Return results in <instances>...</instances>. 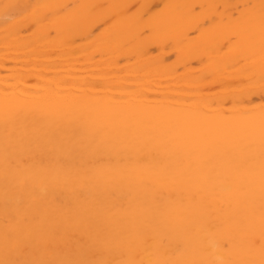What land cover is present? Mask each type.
Returning a JSON list of instances; mask_svg holds the SVG:
<instances>
[{"label":"bare ground","instance_id":"1","mask_svg":"<svg viewBox=\"0 0 264 264\" xmlns=\"http://www.w3.org/2000/svg\"><path fill=\"white\" fill-rule=\"evenodd\" d=\"M134 1L0 0V51L29 66L0 72V264H264V105L226 109L189 88L211 72L233 104L264 89V0H142L130 11ZM149 1L163 6L146 22ZM209 13L226 21L200 26ZM73 36L88 41L83 53H118L105 62L124 60L127 74L106 63L87 77L74 57L46 70L50 51L73 56ZM159 36L184 51L181 67L208 63L175 77H189L177 94L160 82L177 64L164 65L165 43L145 58ZM241 62L260 86L223 81Z\"/></svg>","mask_w":264,"mask_h":264},{"label":"rangeland","instance_id":"2","mask_svg":"<svg viewBox=\"0 0 264 264\" xmlns=\"http://www.w3.org/2000/svg\"><path fill=\"white\" fill-rule=\"evenodd\" d=\"M135 3H133V5L130 7V11H138V9H140L139 8V3L140 2H142V0H136V1H134ZM75 3V4H74ZM74 3H72V6H75L77 3L76 2H74ZM148 3H150V4H148ZM147 3V6H145V8H146V10L148 11H146L145 13L143 12V14H142V17H143V20L144 21H146L150 16L153 18V20L156 18V15L155 14H158L159 15V13H160V11H162V8H161V6H163L162 4V2L160 3V2H152V1H149ZM153 3H155V4H153ZM159 3V4H158ZM74 4V5H73ZM142 4V3H141ZM78 5V4H77ZM76 5V6H77ZM136 6V7H135ZM138 7V9H135V8H137ZM140 7H142V6H140ZM200 7H197L196 6V8H195V10L196 11H198V9H199ZM142 9V8H141ZM149 9V10H148ZM152 10V11H151ZM159 10V11H158ZM220 10H222V8H220ZM153 13V15L151 14V12ZM156 11H158L157 13H156ZM195 11V12H196ZM199 11H201V10H199ZM198 11V12H199ZM150 12V13H149ZM149 13V14H148ZM197 13V12H196ZM211 13V12H210ZM209 13V16H207V17H205V18H203V20H201V21H199V23L198 24H200V26H203V27H205V25H208L209 27H211L212 25H214L213 23H215V24H219V23H216V20L217 19H219V16L217 15V14H214V16H210V15H212V14H210ZM225 14H229V13H227V12H224ZM238 13H241V9L239 8V11H235L234 13H233V15H235V17L237 16V14ZM238 15H240V14H238ZM158 17V16H157ZM208 17H210V19L208 18ZM221 17V16H220ZM223 17V16H222ZM220 18V20H221V22L220 23H223V21L225 20L226 21V18L224 17V18ZM151 18V19H152ZM207 18V19H206ZM215 18V19H214ZM237 18H238V16H237ZM206 19V20H205ZM188 20H191L190 22H188ZM215 20V21H214ZM111 20H109V22H110ZM193 20L191 19V18H187V22L188 23H191ZM212 21H214L211 25H210V23L212 22ZM218 22H219V20H217ZM147 22V21H146ZM195 22L193 21L192 22V24H194ZM224 24V23H223ZM202 27V28H203ZM106 28V26L104 25V24H101V23H99V24H97V26H96V28L94 29V35H100L102 32H103V30ZM29 31H28V30ZM34 28L31 26V27H29V26H27L26 28H23V30H22V36L23 37H25V38H27V39H29L30 38V36H32L33 35V32H34V30H33ZM206 29H207V26H206ZM146 32H150L149 31V28L147 27V29H144V35L146 34H148V33H146ZM151 33V32H150ZM165 34H168V33H165ZM200 34H201V32H200V30L197 32V31H191L190 33H189V39H194V38H198L199 36H200ZM25 35V36H24ZM26 35H27V37H26ZM145 35V36H146ZM149 35V34H148ZM163 36H164V34H163ZM196 36V37H195ZM234 36V35H233ZM233 36H230V39H234V37ZM29 37V38H28ZM74 38V39H73ZM73 40L75 41V42H73L72 43V46H71V50H73L74 49V52L75 53H73V51H72V55L73 56H68V55H66L65 54V56H66V59L65 60H62L61 61V58H60V61H55V60H57L58 58H59V56H57L58 54H57V52H55L54 51V53H53V51H50V54L46 57V59H48L49 61L50 60H52V61H50V67H46V70L48 69V71L50 70V69H55V65L57 64V65H59V66H63V68L64 67H66V66H64L66 63V61L68 60V58L70 59V58H72V57H74L73 58V62H72V59L71 60H69V61H67V62H69V63H71V64H73L74 65V67H77L78 68V66H80L82 69H80V68H78L79 70H81L82 72H83V74L85 75V76H87V77H89L88 75H91V76H94V77H96V75H97V73L99 74L100 72V70H102V68L104 69L105 67L107 68V67H110L109 66V64L107 63L108 61H110L109 59H110V57H112V59H114L117 55H118V53H113L111 56L110 55H105V54H102L101 52H97L98 51V49H99V47H100V45L98 46V44H95L88 52H86V53H83V49H85L84 47L85 46H80L79 47V50H80V52H79V50H78V48H77V46H79L80 44H83V45H87L88 46V41L86 40V39H84V38H82V37H79V36H77V37H74L73 36ZM224 39H222V45L223 44H225V45H223V46H221V47H223V48H221L222 49V53H225L226 51H228V46H229V44L228 43H230V41H232V40H230V41H228V39L226 38V37H223ZM83 39V42L81 41ZM162 37H160L159 36V38H158V40H157V38L156 39H154V42H153V44H152V46L147 50V51H149V52H146L147 54H145V58L147 59H156V58H153V57H157V56H159L160 55V51H159V48L161 47V44H163V43H165V44H167V45H165L164 44V49H165V47H166V52H165V56H164V61H163V63H164V65H167V66H169V67H172L175 63H177V64H179L177 61H178V59L176 60V58H177V56L178 57H183V56H185V53H184V51H182V50H178V49H180L181 47H176L173 43H172V41L171 40H169L168 38L166 39V40H163V43H162ZM79 42H78V41ZM157 40V41H156ZM160 40V41H159ZM225 40H226V43H225ZM77 41V42H76ZM170 41V42H169ZM85 43V44H84ZM103 42H101V44H102ZM152 43V42H151ZM160 43V44H159ZM228 44V45H227ZM86 46V47H87ZM158 46V47H157ZM170 46V47H169ZM175 48H173V47ZM169 47V48H168ZM77 48V51H75V49ZM46 49V48H45ZM158 49V50H157ZM220 49V50H221ZM224 49V50H223ZM42 50H43V48H42ZM174 51V52H173ZM150 52H151V54H150ZM89 53H91L92 54V57H93V59H92V63H91V61H83V56L84 55H87V54H89ZM177 53V55H175ZM1 54L3 55L2 57H3V59H4V63H5V69L4 68H2L1 69V71L0 72H2L1 74H3L4 76L5 75H9L10 74V70H9V68H11V69H17V68H20V69H22L21 67H23L24 65V68L22 69V70H24V69H29V66H27V64H24V63H22L21 64V61H23V59L22 60H20V62H19V60H17L16 62H14V61H11L10 59H8V58H6V56H4V55H6V52L5 51H0V56H1ZM179 54V55H178ZM181 54H182V56H181ZM78 55V56H77ZM80 55V56H79ZM75 56H77V57H75ZM103 56V57H102ZM151 56V57H150ZM5 57V58H4ZM56 57H58V58H56ZM79 57V58H78ZM165 57H166V59H165ZM202 58L201 59H193V60H191V61H189L188 63H187V65L185 66V67H181L180 66V64L177 66V68L174 66V67H172V68H174L175 69V73H174V77L171 79V80H166V78L164 79H161V86L162 87H167V88H170L171 87V89H169L168 91H173V90H175V91H173L175 94H177L178 93V88H180L181 86H183V88L186 86V84L188 83L187 82V80H184V78L186 79V78H189V77H184L183 78V80L181 79V82H179L180 81V79L178 80L177 78H179V75H182V74H185L188 70H193V71H196L198 74L201 72V69L203 70L204 69V66H205V69H206V66H207V61L205 60V57L204 56H201ZM76 58H78V60L76 61L75 59ZM82 60H81V59ZM106 59H107V62H105L106 61ZM180 59V58H179ZM10 60V61H9ZM42 60V59H41ZM103 60V61H102ZM120 60H122V59H120ZM120 60H118L117 62H118V67H114L116 70V73L119 75V76H124L125 74H127V71L125 70V67H124V60H122V61H120ZM203 60V61H202ZM38 61L39 62H37L39 65H36V66H38V67H42V65H40L41 63V61H40V58H38ZM71 61V62H70ZM96 61L98 62V63H96ZM201 61H202V63H201ZM7 62V63H6ZM19 62V63H18ZM53 64H52V63ZM64 62V63H63ZM77 62V63H76ZM102 62V63H101ZM123 64H121V63ZM16 63H18L20 66L18 67V64H16ZM82 63H83V65H84V63L86 64V65H88L87 66V68H85V66L83 67V65H82ZM88 63H90V65L88 64ZM95 63V64H94ZM107 63V64H106ZM171 63V64H170ZM192 63V64H191ZM247 63V62H246ZM246 63H243V62H241V63H239V64H237V65H234L233 67H230V68H232V69H229V70H227V71H224L223 72V74H222V76L224 77V79H223V81L226 83L227 81L226 80H230V81H232L233 79H235V80H233V82L235 81V84H236V82H237V87L236 88H243V87H250V86H260V84L257 82V81H255V79H254V82H253V79H251L253 76H254V72H252L253 71V69L252 68H250V67H246ZM17 65V67L16 66H14V65ZM76 64H78V65H76ZM97 64V65H96ZM104 64H106L105 65V67L103 66ZM245 64V65H244ZM8 65V66H7ZM52 65H54V66H52ZM56 65V66H57ZM76 65V66H75ZM93 65H94V67H93ZM96 65V66H95ZM182 65V64H181ZM242 65H243V67H244V69L246 70V71H243L242 72V70H243V67H242ZM27 66V67H26ZM58 66V67H59ZM97 66H99V67H97ZM238 66V67H237ZM240 67H242V68H240ZM60 68V67H59ZM92 69V72H90V70ZM95 68V70H96V72H94L93 73V69ZM110 68H112V69H114L112 66L110 67ZM120 68H121V70H120ZM124 68V69H123ZM185 68H187V69H185ZM199 68H201V69H199ZM236 68V70H237V72L238 71H240L239 73H237V72H232V71H236V70H233V69H235ZM27 69V70H28ZM85 69H87V70H85ZM204 69V70H205ZM248 69V70H247ZM8 70V71H7ZM84 70V71H83ZM97 70H98V72H97ZM177 70V71H176ZM200 70V71H199ZM85 71H86V73H85ZM87 71H89V73H87ZM117 71H119V72H117ZM122 71V72H121ZM126 71V72H125ZM242 72V73H241ZM95 73H96V75H95ZM211 73V72H210ZM210 73H208V72H201V74H203V75H205V78H206V81L205 82H202V83H197V84H193V83H191L190 85H189V88H198V91H197V93L195 94V95H197V94H201V93H203V94H201L200 96H203L204 97V99H206V98H208L207 99V101L209 100V98H210V100L211 99H213L214 97H215V95L217 94L218 95V97H219V94L221 95V97H216V99H213V102L211 103V101L209 100L208 102L209 103H211L213 106H215L216 104H218V102H220L222 99H223V101H221L223 104H224V106H225V108L226 109H228V108H231V107H234L235 105L237 106V105H245L246 103V105L245 106H258L260 103H262V105H264L263 103H264V89L262 90V89H260V90H262V91H260V90H258V91H256V93H254L253 95H252V102H250V100H244V102L242 103H238V104H233V101H231V99L232 98H230V97H226L225 99L224 98H222L224 95H222V94H224V92L226 93V92H228L231 88H229L228 89V87H226V86H224V83L223 82H219V84H218V82L217 81H215V79H217L216 77H215V75L214 74H210ZM228 73V74H227ZM235 73V74H234ZM87 74V75H86ZM177 74V75H176ZM209 76H208V75ZM233 74V75H232ZM241 74V75H240ZM246 74L248 75V76H246ZM197 75V74H196ZM195 74H194V76H196ZM226 75H227V77H226ZM230 75H232V76H230ZM241 77H240V76ZM198 76V75H197ZM238 76V77H237ZM251 76V78H249L251 81H249V79H245V78H248V77H250ZM97 77H98V75H97ZM175 77H177L176 79L178 80H175ZM232 77V78H231ZM255 77V76H254ZM253 77V78H254ZM169 78V77H168ZM215 78V79H214ZM227 78V79H226ZM231 78V79H230ZM237 78L238 79H240L241 78V80L245 83V84H247V85H241V80H238L237 81ZM119 80V79H118ZM121 80V79H120ZM160 80V79H159ZM163 80V81H162ZM164 80H166V81H164ZM153 81V80H152ZM215 81V82H214ZM239 81H241V82H239ZM246 81L247 82H249V83H246ZM119 82H121V81H119ZM164 82H166V84L164 83ZM169 82H171V83H169ZM172 82H174L173 84H172ZM208 82H211L210 84L208 83ZM217 82V83H216ZM240 84H239V83ZM242 82V83H243ZM251 82V83H250ZM34 83V82H33ZM223 83V84H222ZM243 83V84H244ZM34 84H36V83H34ZM34 84H32V85H34ZM179 84V85H178ZM199 84V85H198ZM201 84V85H200ZM203 84H205V85H203ZM222 84V85H221ZM264 84V83H263ZM153 85V84H152ZM152 85H150L151 86V88H153V86ZM165 85V86H164ZM196 85V86H195ZM221 85V86H220ZM235 85V86H236ZM199 86H202V87H199ZM96 87H97V84H96ZM119 87V86H118ZM178 87V88H177ZM98 89H99V87H97ZM173 88V89H172ZM177 88V89H176ZM200 88V89H199ZM100 90V89H99ZM192 90V89H191ZM179 91H180V89H179ZM202 91V92H201ZM221 92V93H220ZM192 93V92H191ZM190 93V94H191ZM260 93V94H259ZM257 94V95H256ZM258 94L260 95V96H258ZM198 95V96H199ZM205 95V96H204ZM213 95H214V97H213ZM151 97V96H150ZM213 97V98H212ZM225 97V96H224ZM228 99V100H227ZM219 100V101H218ZM225 100H227V101H225ZM225 101V102H224ZM232 104V106H230L231 104ZM228 106V104H229V106L227 107L226 105ZM234 105V106H233ZM261 105V104H260Z\"/></svg>","mask_w":264,"mask_h":264}]
</instances>
